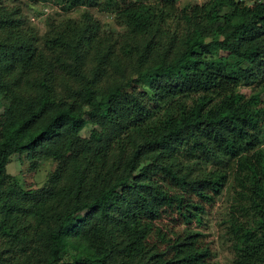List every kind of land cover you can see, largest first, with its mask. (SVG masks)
<instances>
[{
    "label": "trees",
    "instance_id": "obj_1",
    "mask_svg": "<svg viewBox=\"0 0 264 264\" xmlns=\"http://www.w3.org/2000/svg\"><path fill=\"white\" fill-rule=\"evenodd\" d=\"M55 1L64 11L84 7L113 14L137 36L146 35L156 23L173 15L169 0ZM222 10L225 13L219 15ZM180 18L192 27L183 50L129 81L144 89L137 98L120 99L122 93L116 88L95 101L92 92L84 89L79 104L71 101L49 109L47 87L40 83L42 91L35 104L26 105L24 112L12 104L5 110L0 125V190L7 179L4 167L10 156L42 151L60 157L62 146L58 145L66 140L73 143L86 123L111 129L106 137L91 133L101 150L108 147V138H118L111 167L120 170V175L112 179V169L104 163L98 185L83 188L80 179L65 189V201L55 199L46 209L34 205L33 213L44 227L35 242L45 254L43 264H59L66 246L75 253L70 262L60 264H209L207 250L195 245L196 235L188 237L184 249L176 242L174 247L179 248L171 254L148 246L147 237L154 233L162 239L153 226L159 211L173 210L182 222L199 223L201 207L184 199L188 189L193 188L201 201L210 202L205 191L217 195L228 182L235 184L239 202L235 210L243 218L232 217L228 225L231 264H264V106L254 107L256 96L246 99L237 91L239 86L252 84L264 89V2L210 0L183 9ZM205 33L213 34L209 42L204 40ZM8 44V48L0 45V62L7 64L9 59L8 70L18 68L25 75L41 65L35 50L25 43ZM210 46L225 56H202ZM207 143L213 145L215 155ZM176 146L184 147L190 157H202L218 166L225 161L231 179L227 181L226 173L215 169L189 184L170 164L158 160L159 154L170 153ZM146 173L155 179L143 185L145 194L131 197L137 189L135 178ZM198 182L201 189L194 188ZM171 187L178 191H169ZM12 206L0 205V212L7 216ZM113 207L121 211L115 223L121 242L114 245L108 229L102 227ZM2 224L3 235L16 237Z\"/></svg>",
    "mask_w": 264,
    "mask_h": 264
},
{
    "label": "rangeland",
    "instance_id": "obj_2",
    "mask_svg": "<svg viewBox=\"0 0 264 264\" xmlns=\"http://www.w3.org/2000/svg\"><path fill=\"white\" fill-rule=\"evenodd\" d=\"M169 1L173 15L162 23H156L146 35L137 36L115 19L113 14L100 12L96 8L77 7L64 11L62 5L55 0H0V45L8 48V43L11 42L25 43L35 50L41 63L23 75L18 68L7 69V66H11L9 59L7 64L0 62V125L10 104L24 112L26 105L37 102L39 92L42 91L40 83L47 87L49 109L59 103L68 104L71 101L79 104V95L84 89L92 92L95 101L116 88L122 93L120 99L132 96L137 98L144 89L129 81L161 60L170 61L176 53L183 50V42L190 35L192 27L180 18L181 11L210 0ZM242 4L250 6L251 2L242 1ZM224 13L222 10L219 15ZM11 33L12 37L9 36ZM212 38L213 34H204L205 42ZM205 51L207 54L202 55L205 58L222 57L226 54L216 50L214 46ZM237 91L246 99L256 96L254 107L264 106V89L261 87L255 84L239 86ZM92 132L106 137L112 131L108 126L86 123L73 143L66 140L58 145L62 146L60 157L34 151L8 158L4 167L7 179L0 190V205L13 206L7 216L6 212H0V225L3 223L6 231L15 233L16 237L3 235L0 231V264H43L45 254L35 242H38L37 235L44 227L33 213L35 204L46 209L49 205L52 206L51 201L55 199L62 197L65 201V189L80 179L83 188L98 185L100 181L97 178L103 172L104 163L107 169H112V179L120 175V170L111 167L115 161L112 151L117 136L108 138L105 141L109 143L108 147L101 150L91 140ZM207 145L211 148V154L215 155L213 145ZM52 146V150H55L56 143ZM158 160L170 164L173 170L184 175L190 183L206 178L215 169L225 172L227 181L231 179L230 165L225 161L218 166L202 157H190L186 155L184 147L176 146L170 153L159 154ZM140 162L144 164L147 161ZM94 177L96 179L93 181ZM155 177L152 173H146L139 180L135 178L137 189L132 192L131 197L136 193L145 194L143 185L151 183ZM194 188L201 189L199 182ZM190 189L184 199L201 207L199 223L192 220L186 224L173 210L159 211L153 226L159 230L162 239L152 233L147 237L148 246L156 245L161 251L171 254L179 248L174 247L176 242L182 243L184 246L180 249H184L188 237L196 235L195 245L207 250L206 261L209 264H231L233 252L227 236L228 225L232 217L243 221L235 210L239 203L234 195L235 184L228 182L217 195L205 191L211 196L210 202L201 201L194 195V189ZM168 190L178 191L174 187ZM73 194L74 192L70 196ZM113 208L109 211L112 216L101 226L108 229V237L114 245L121 242L115 231V223L118 222L121 211L117 207ZM74 253L66 246L59 264L70 262V256Z\"/></svg>",
    "mask_w": 264,
    "mask_h": 264
}]
</instances>
